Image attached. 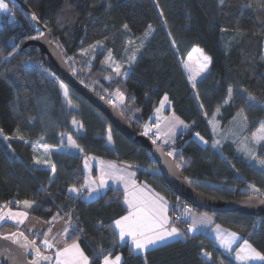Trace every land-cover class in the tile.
Returning <instances> with one entry per match:
<instances>
[{
    "label": "trees",
    "instance_id": "1",
    "mask_svg": "<svg viewBox=\"0 0 264 264\" xmlns=\"http://www.w3.org/2000/svg\"><path fill=\"white\" fill-rule=\"evenodd\" d=\"M21 1L44 29L37 33L25 13L14 6L8 5L0 18V205L19 208L22 203L15 206L13 199L29 200L34 201L29 210L34 217L50 221L59 213L58 219H70L68 242L75 237L91 264H102L103 255L108 253L111 257L121 255V264H145V257L146 264H238L207 235H190L185 219L174 226L187 233L188 239L182 237L143 254L132 253L128 243L118 242L114 221L128 213L125 196L111 188L100 198L86 201L84 156L130 165L139 183L149 185L171 203L170 220L182 210L184 201L169 189L147 150L119 133L70 88L75 107H66L60 81L41 63L39 49L28 43L35 40L29 37L37 39L49 32L70 67L78 70L80 81L107 101L116 96L117 89L123 92L124 103L116 108L139 134L148 122H155V110L166 95L170 107L165 113H175L189 130L174 142L156 143L175 151L177 158L183 157L179 169L196 191L230 202L244 196L241 191L250 185L264 192V169L241 154L236 143L213 147L209 120L219 109L220 123L226 127L243 109L247 136L264 124V0H225L223 6L218 0ZM149 25L153 33L144 41L142 36ZM129 40L136 49L143 41L134 61L129 60L133 54L128 49ZM196 47L211 58V64L208 74L193 89L183 65ZM84 51L87 54L82 55ZM107 53L119 63L122 73L129 72L126 78L104 63ZM229 88L232 99L226 103ZM248 96L255 97L257 107H249ZM73 117L83 125L79 130L72 124ZM109 127L111 143L107 141ZM196 133L208 141L207 146L195 141ZM69 135L84 156L62 152L42 155L36 146L40 142L58 148L62 138L66 140ZM255 155L264 158V142ZM36 158L42 163H35ZM72 187H77L80 195L70 192ZM209 215L217 225L238 234L264 255L262 218ZM17 230L21 228L8 221L0 226L1 234ZM30 237L40 246V238ZM205 251L211 253L210 261Z\"/></svg>",
    "mask_w": 264,
    "mask_h": 264
},
{
    "label": "snow or ice",
    "instance_id": "2",
    "mask_svg": "<svg viewBox=\"0 0 264 264\" xmlns=\"http://www.w3.org/2000/svg\"><path fill=\"white\" fill-rule=\"evenodd\" d=\"M225 0H219V4L223 6ZM251 7V5H249ZM264 7V6H262ZM0 10L8 11V4L4 2V0H0ZM163 15V13H161ZM32 19L35 20V15L32 16ZM126 30L128 29V25L125 24L123 26ZM153 31L152 26H148V31L144 33L145 37ZM171 35V33H169ZM30 39H36V37H29ZM99 43V42H98ZM129 44L133 43L132 40L128 41ZM172 46L176 47V41L173 39L171 41ZM143 46V41L138 46ZM57 47H61L57 45ZM95 49V45L91 46ZM193 52L199 53V58L195 61V71L193 70V55L192 53L188 54L187 61L184 62V68L188 70L189 76L188 79L191 82V87L195 89L197 87V79L201 77L204 73L209 71V67L211 64V58L204 55L203 51L198 48H194ZM82 55L87 54L86 51L81 53ZM7 58V57H6ZM135 54L133 53L130 57V61L135 60ZM105 64H108L117 75H127V73L121 72V67L119 64H116L112 61L111 53H109L108 57L104 60ZM54 75V74H53ZM72 75L75 76V69L72 70ZM111 79V77H109ZM58 80V78H57ZM83 83V81H81ZM87 87V85H85ZM59 88L62 90L63 97L66 101V107L74 108L75 105L72 103L70 98L69 88L62 81L59 82ZM116 99L120 101V104L124 103V93L119 89L116 90ZM101 99H104L101 96ZM232 99V89H228V98L225 101L226 103L231 101ZM165 102H168V97L165 95L163 101L160 104V108L164 107ZM108 103L112 104L113 107H119L113 100L109 99ZM246 103H248L249 107L255 108L257 104L255 103V97L248 96L246 99ZM264 107V106H261ZM219 109H217L218 111ZM160 109H157L159 112ZM243 113V109L238 115ZM123 114V112H121ZM244 120H247V117H243ZM166 130L161 133L160 132V123H156L157 131L153 133L155 139H152V143L156 144V141L161 138V135L167 137L164 139L163 143L168 144L172 141V137L175 135L176 129L180 126L185 128L188 127L184 123V121L180 120L179 117L172 114L171 117L164 118ZM73 126L82 128L83 125L80 124L74 117L72 119ZM215 130V126H214ZM151 128L148 125H145L144 132L142 133L145 136H148ZM17 132L19 130L17 129ZM0 134H3V130L0 129ZM196 136L199 137L203 143L207 144L208 141L204 140L203 137L196 133ZM6 140L9 137H4ZM19 139H24L22 136L18 137ZM107 141L109 143L112 142V130L111 127L107 130ZM252 141L255 145H259L262 141H264V124H261V127L258 133H254L252 137ZM174 142V141H172ZM66 143L68 147L75 148L78 151H83L79 149V146L76 144L75 140H73L72 136H67ZM64 140L62 138L61 146L63 147ZM220 145L219 140L213 142V147H218ZM37 147L42 148L45 154H48L50 150L53 148V145L47 143L37 142ZM158 150L162 153V155L172 157L175 162L176 168H181L183 164V157L177 158L175 151L168 150L165 151L163 148L158 146ZM247 152L250 159L258 162L260 167L264 169V158H259L255 155L254 151L250 150L247 145L242 149ZM35 163L40 164L42 161L39 158L35 159ZM43 163H50L49 160H44ZM85 167L89 168L87 161H85ZM128 167H131L130 165ZM90 171V169H89ZM51 172L55 174L56 167L55 164L51 165ZM135 174L129 172L127 168H119L113 163H105L104 161H100V175L98 179H93L91 176L88 177L87 183L83 186L88 189L87 195L92 196L93 193L97 195L102 194V190L108 188V181H115L117 183H123L125 189V197L124 203L128 206V214L122 216L120 219L114 221L115 230H117V240L122 244H127L128 240H130V250L132 253H146L150 248H156L161 244H164L170 239H174L176 237H183L184 239H188L187 233L181 231L180 228L174 226L168 216V201L164 199V197L160 196L158 193H153L149 190V193H145L144 189L147 187L146 185L142 188L137 185L136 181L132 178ZM189 184L192 183L191 180L187 181ZM70 192L76 193L80 195V190L77 187H72L69 189ZM260 196H264V192H261L259 188L255 185H250V198L256 197L257 199ZM11 203V202H9ZM17 204L22 203L25 208H31L34 201L23 200L16 201ZM8 209V205H0V225L4 224L6 221H13L16 225L24 224L25 220L28 219L27 212H13ZM185 215L191 217V224L188 228V231L195 233L197 231L198 225H205L211 223V218L207 216V214L196 216L192 208L185 207L182 209ZM60 217V214L57 213L56 216H53L50 221L47 223L52 225L54 221H56ZM69 226H66L62 232H57L55 235L52 234V227H48L46 233H36L37 236L42 235V247L46 250L56 249L54 252L55 261L54 264H91L89 257L86 256L81 249L77 239L75 237L70 238L71 242L69 243L67 240H64L63 247H57V243H59L60 238L68 237L69 227L71 225V221L68 222ZM31 231V229H29ZM216 239L219 241L220 246L225 249L226 252L231 253L233 251V245L239 239L236 233H225L221 231L219 225L215 227ZM0 239L11 241L13 244L19 245L25 251L31 250L35 259L31 261V264H41V261H52V255H45L42 251L41 246L37 245L35 239L29 240L27 236L24 235L23 232L17 230L16 232H12L7 235H0ZM103 251V250H102ZM204 255L211 259V253L205 251ZM237 260H258L264 261V255H262L259 251L251 246L246 240L243 245L240 246L239 250L235 253ZM102 264H121V256L117 255L113 259L111 254H105L102 258ZM146 264V257H145Z\"/></svg>",
    "mask_w": 264,
    "mask_h": 264
},
{
    "label": "water",
    "instance_id": "3",
    "mask_svg": "<svg viewBox=\"0 0 264 264\" xmlns=\"http://www.w3.org/2000/svg\"><path fill=\"white\" fill-rule=\"evenodd\" d=\"M4 1L9 6L17 7L24 12L29 23L37 33L43 31L44 27L41 26L38 18L35 16L36 19H32V16L35 14L27 7L25 2L21 0ZM57 45L59 44L52 39L47 31L28 43V46H34L39 49L40 61L46 69L99 111L119 133L138 147L149 152L167 186L179 199L191 205L194 209L208 214H235L253 219L262 218L264 220V198H250V195H247L230 202H223L196 191L187 182L182 171L175 167L173 158L162 155L158 150V146L165 151H168L167 148L161 147L157 143L153 144L150 137L135 132L118 108L113 107L106 99H101L92 89L85 87L77 79L78 72L76 69V75H72L73 69L70 68L69 61L64 58L61 47H57ZM19 231L23 232L29 240H32L23 230ZM0 235L7 234L0 233ZM44 254L52 255L53 260L41 261V264H53L54 255L46 252ZM34 259L35 255L31 250L25 251L11 241L0 239V264H31V261Z\"/></svg>",
    "mask_w": 264,
    "mask_h": 264
},
{
    "label": "crops",
    "instance_id": "4",
    "mask_svg": "<svg viewBox=\"0 0 264 264\" xmlns=\"http://www.w3.org/2000/svg\"><path fill=\"white\" fill-rule=\"evenodd\" d=\"M171 116H172V114H166V115L164 114L163 117H160V118H157V119H155V117H153V121H155V122H148L146 125H148L151 128V131L150 132H156L157 131L156 123L159 122L160 123V132L163 133L166 130V125H165L164 118L171 117ZM188 130H189V126L187 128H185L183 126L178 127L176 129L175 135L172 137V141H175L181 134L186 133ZM166 138L167 137H165L164 135H161V138L158 139L157 142H159L162 145H166V144L163 143L164 139H166ZM172 141H170L169 143H171ZM195 141L198 142L199 144H201V142L199 141V137H195ZM201 145L202 146H207V145H203V144H201ZM70 148L71 147L68 148L67 143H66V140H64L63 147L60 146L58 148H52L50 151L51 152L69 153L67 151V149H69V151L71 150L74 155H82V156H84L81 151H78L75 148H71V149ZM84 160L87 161V164L89 165V168H86L85 167L86 178H87V176L89 174H91L92 178L94 177V179H98V177L100 175V161H104L106 164L110 162V161H105V160H103L101 158H98V157H95V156H84ZM110 163H113L117 167L122 168V169L127 168V170L129 172H132V173L135 174V172L133 170H131L130 168H128V167H126L124 165H121V164H118V163H114V162H110ZM89 169H90V171H89ZM91 169H92V171H91ZM132 178L136 181L137 185L141 186L142 188L145 185L147 186L144 189L145 193H149V190H151V192H153V193H158L157 191H155L149 185H147L145 183H139L137 181L136 174ZM108 185H109L108 188L102 190V194L101 195L105 194L109 189L112 188V189H117V190L122 191L123 194H124V196H125L126 193H125V189H124L123 183H117L115 181H111L110 180V181H108ZM84 190H85L86 193L88 192V189H84ZM99 196L100 195H97V197H99ZM160 196H162V195H160ZM164 199L167 200L166 198H164ZM125 206L128 209L127 204H125ZM128 211H129V209H128ZM170 211H171V209H170V202L168 201V216H169V219H170ZM194 214L196 216H201V215L207 214V216L211 218V223L210 224H205V225H198L197 231L195 233L188 231L190 235H196V234H205V235H207L208 238L215 244V246L218 247L219 250H221L225 255L229 256L233 261H235L238 264H263L264 263V261H258V260H250V261L237 260L236 259V256H235V253H236V251L239 250L240 246L243 245V243H244L245 240L241 236H239L238 234H236L237 237H239V239L233 245V251L231 253L226 252L225 249L220 246L219 241L216 239L215 227L217 226V224H216L214 218L211 215H209L208 213H204V212L202 213V212L194 211ZM69 221H71V220L70 219H66V218L65 219L64 218H60V219H57L56 221H54L52 225H49L47 223L48 221H46V220H43V219H40V218H37V217H31V218H29V220H27L26 225H27V231H28V233L32 234V236H36V237L40 238V246H42V235L41 236H37L36 233L44 234V233H46L47 228L51 226L52 227V234L55 235L57 232H62L63 229L66 226H69L68 225V222ZM185 221H186V224H187V226L189 228V226L191 224V217H189V216L186 215L185 216ZM71 226H72V221H71V225L69 227L68 237H64V238H60L59 239V243H57V247L58 248L64 246V240H67L68 241V239H69V237L71 235ZM114 227H115V225H114ZM29 229H31V231ZM220 229H221V231H223L225 233H233V232H231V231H229V230H227V229H225L223 227H220ZM116 232H117V230H116ZM180 238H182V237H176L174 239H170L167 242H165L164 244H161L159 246H162V245H165L167 243L173 242V241L178 240ZM248 243L251 244L250 242H248ZM128 244L130 245V240H128ZM251 246L253 248H255L252 244H251ZM151 249H154V248H150L149 250H151ZM55 250L56 249L45 250V251L47 253H52L54 255ZM137 254H143V253L137 252ZM112 258L114 259L115 257H112ZM54 261H55V255H54ZM121 262H122V257H121Z\"/></svg>",
    "mask_w": 264,
    "mask_h": 264
},
{
    "label": "rangeland",
    "instance_id": "5",
    "mask_svg": "<svg viewBox=\"0 0 264 264\" xmlns=\"http://www.w3.org/2000/svg\"><path fill=\"white\" fill-rule=\"evenodd\" d=\"M219 1V0H218ZM5 2V1H4ZM5 11L4 10H0V18H1V16H2V14L4 13ZM153 29V28H152ZM152 33H153V31L148 35V37H145L144 35L142 36V38L144 39V41H147L150 37H151V35H152ZM44 36V35H43ZM141 38V37H140ZM141 38V39H142ZM140 39V40H141ZM136 47H137V45L135 44V43H131V44H129L128 45V49H131L132 50V52L134 53V54H136V51H137V49H136ZM197 48V47H196ZM194 49V48H193ZM198 49H200V48H198ZM63 52V51H62ZM192 55H193V70L195 71V61L199 58V56H200V54L199 53H195V52H193V50H192ZM203 54L204 55H206L204 52H203ZM108 55H109V53H107V57H108ZM63 56H64V54H63ZM207 56V55H206ZM65 58V57H64ZM66 59V58H65ZM68 60V59H67ZM69 61V60H68ZM186 61H187V59H186ZM185 61V62H186ZM115 63V62H114ZM116 64H119V63H116ZM70 66V65H69ZM184 67V66H183ZM71 68V67H70ZM73 69H75V68H73ZM184 70H185V72H186V75H187V77L189 76V72H188V70L187 69H185L184 68ZM209 70H210V67H209ZM77 72H78V70H77ZM121 72H122V68H121ZM209 72V71H208ZM208 72L207 73H204L201 77H198V79H197V82L199 81V80H201L202 78H204L207 74H208ZM116 73V72H115ZM128 74H129V72L127 73V75L125 76V78L128 76ZM77 79H78V76H77ZM79 80V79H78ZM56 81H60L59 79L57 80V77H56ZM80 81V80H79ZM61 82V81H60ZM81 82V81H80ZM191 83V82H190ZM84 85H86L85 83H83ZM87 87H89V86H87ZM90 89H92L91 87H89ZM93 90V89H92ZM97 95H99L100 97L101 96H103L104 97V95H101L100 93H98L97 91H95V90H93ZM69 93H70V90H69ZM104 99H105V97H104ZM111 100H113L117 105H119V107H121V104H120V101L119 100H117L116 99V96H111ZM163 101V100H162ZM161 101V102H162ZM161 104V103H160ZM170 107V102H169V100H168V102H165V104H164V107L161 109L160 108V105H159V107L157 108V109H160V111L159 112H157V109L155 110V113H154V115H153V117H155V119H157V118H160V117H163L164 116V114L166 115V113H165V111L168 109ZM219 116H220V112L219 111H217L216 113H215V115L212 117V118H210V120H209V124H210V127H211V131H212V133H213V136H214V141H217V140H219V142H220V145L223 143V142H233V143H236V144H238V149H239V152L241 153V154H243L244 156H248L249 157V155H248V153L247 152H245V151H243L242 149L245 147V145H247V147L250 149V150H252V151H254V153H256V151H257V148L264 142V141H262L259 145H255L254 143H253V141H252V137H253V134L252 135H246V131H247V124H246V121L243 119V115L241 114V115H239L235 120H233L232 121V123H230L228 126H226V127H223L222 125H221V123H220V120H219ZM214 126H215V130H214ZM75 127V126H74ZM75 129H77V127L75 128ZM78 130V129H77ZM259 131V130H258ZM258 131L257 132H255V133H258ZM152 133H154V132H149V134H148V137H150L151 139H155V136L154 135H152L151 136V134ZM182 135V134H181ZM199 141L201 142V144H203V145H208V144H205V143H203V141H201L200 139H199ZM220 145L218 146V147H216V148H219L220 147ZM69 148V147H68ZM42 149V148H41ZM71 149V148H70ZM42 151H43V149H42ZM67 151L69 152V153H71V154H73L72 153V151L70 150L69 151V149H67ZM51 152V151H50ZM42 155H46L45 153H44V151H43V154ZM251 160V162L253 163V164H255V165H257L258 164V162L257 161H255V160H252V159H250ZM258 166V165H257ZM43 167H45V166H43ZM260 167V166H259ZM91 171H92V169H91ZM89 176H91V174H89L88 176H87V178H86V183H87V181H88V177ZM92 177V176H91ZM93 179H94V177H93ZM85 183V184H86ZM85 188V187H84ZM85 189H87V188H85ZM241 193H243V195L244 196H247V195H250V188H245V189H243L242 191H241ZM96 193H93L92 194V196H88L87 195V193H86V195L84 196V199L86 200V201H93V200H96L97 198H100L102 195H100L99 197H97V194L95 195ZM260 198H264L263 196H260ZM14 200V199H13ZM13 200H12V202H13ZM13 204L15 205V206H18L15 202H13ZM8 209H10L11 211H13V212H27L28 213V219L27 220H29V218H31V217H34L33 215H31L30 214V208H25L24 207V205L23 204H21V206L19 207V208H11V207H8ZM8 209H5V211H7ZM27 220H25V222H24V224H22V225H17V226H19L20 228H21V230H23L28 236H32V234H30V233H28V231H27V225H26V222H27ZM8 222H10V223H13V224H15L13 221H8ZM16 225V224H15ZM1 226V225H0ZM41 248L43 249V247L41 246ZM44 250H46V249H44ZM47 253V252H46ZM119 256H121V255H119ZM122 257V256H121Z\"/></svg>",
    "mask_w": 264,
    "mask_h": 264
},
{
    "label": "built area",
    "instance_id": "6",
    "mask_svg": "<svg viewBox=\"0 0 264 264\" xmlns=\"http://www.w3.org/2000/svg\"><path fill=\"white\" fill-rule=\"evenodd\" d=\"M152 135H153V133L151 134V136H152ZM16 201H18V200H17V199H14V200H13V202H15V203H16ZM16 204H17V203H16ZM17 205H18V204H17ZM185 207H188V208H192V209H193V207H192L191 205L187 204V203H184L182 209L185 208ZM184 219H185V213L181 210L180 212L175 213L174 216L171 218L170 221H171V223H172L173 225H176V224H178V223L183 222ZM206 259H207L208 261L211 260V259H209L208 257H206Z\"/></svg>",
    "mask_w": 264,
    "mask_h": 264
}]
</instances>
